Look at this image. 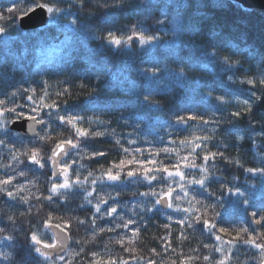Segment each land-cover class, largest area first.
<instances>
[{
	"label": "trees",
	"instance_id": "trees-1",
	"mask_svg": "<svg viewBox=\"0 0 264 264\" xmlns=\"http://www.w3.org/2000/svg\"><path fill=\"white\" fill-rule=\"evenodd\" d=\"M130 2L138 3L139 0H130ZM11 3L12 0H0V8L10 6ZM180 4L186 6L178 7ZM146 9L136 12L126 8L120 11L114 20L106 22L105 12L112 10H106L93 2L86 6L85 12L80 13L81 17H84L88 10L93 13L91 23L84 31H74L73 27L69 26V21L74 18L71 16L66 20L61 19L59 24L50 22L42 29L27 32L9 29L5 37L0 40V91L36 88L39 96L42 95V88L46 82L49 93L47 102H51L52 99H56L57 92L63 91L65 87L69 89L71 97H61V100L67 99L66 105L63 103L60 105L61 114L79 113L91 118V122L86 120L84 126L92 131H100L103 135L82 139L80 147L86 157H92L94 152L105 153L104 156L81 159L76 150L69 152L65 160L68 163L76 161L70 170V179H75L77 173L83 179L90 171L95 176H100L101 172L111 168L113 163L130 158L123 152L124 147H128L130 151L135 148L144 149L142 156L135 153L140 159L149 158V150L156 152L163 148H175L179 156L173 153L166 158L161 152L160 156L156 157L158 161L163 160L167 165L175 163L189 151L179 147V141L185 137L211 134L213 138L208 141V146L212 151L216 150V146L221 141L230 145L235 144V148L229 147L226 150V155L232 158L233 163L226 164L217 157L216 167L219 170L215 174L222 177L229 186L238 183L241 190L246 191L249 200L248 213H245L244 206L232 203L236 197L219 191L220 185L214 178L210 187L216 196L210 197L207 191L197 185L191 186L189 191L190 195H195L203 204H215L217 196H223V207L217 209L220 216L214 221L218 227L247 226L245 221L251 222L250 212L264 207V177L250 176L244 168L260 166L264 159V136L256 135L255 144L248 139L237 141L236 136L247 137L253 130L246 126V122L235 119L232 124L223 123L218 127L203 126L197 121H189L192 127L187 131H177L184 126L175 125L174 120L177 113L186 115L187 109L205 114L207 118L215 116L217 119L227 117L229 111L235 110L233 105L222 106L215 100L211 102L203 100V94L207 92L209 85L215 89L214 96L227 92L230 87L238 91L241 99L246 94L239 90L247 87L238 83L230 84L227 75L221 70L222 65L219 61L210 62L203 56V52L215 49L220 56L230 55L233 60H239L240 67L235 74L237 81L245 78L243 75L245 70L252 76L264 75V62L260 61V56L264 55V13L257 9H247L232 0H152V5L146 6ZM160 20L164 23H159ZM137 24L141 25L148 34L159 37V43L150 46L152 55L159 61L161 69L158 83L153 82L149 85L147 79L138 71L155 61L135 43L130 51L116 52L101 48L102 41L96 39L98 36L102 37L108 29L126 31ZM76 27L79 28L80 25ZM178 57L185 61L191 60L198 65L189 67L183 87L178 86L172 76L173 71L179 70ZM165 66L168 71H164ZM150 89H155L154 99L159 104L157 108H148L142 103V95ZM2 98L0 96V99ZM18 102L28 104L25 99H20ZM21 110L28 112L27 107ZM262 116H264V108L257 109L256 132H259L261 124H264ZM97 120L102 123H97ZM201 127L207 128L208 132L198 131ZM233 127L239 131L232 136H228L223 131ZM70 137L74 139L71 127L59 125V121H55L51 140L37 141V143L47 157L56 143ZM117 139H120V144L115 143ZM129 139H135L136 143L129 144ZM171 140H175L176 143L169 144ZM31 141L23 138L21 142L20 139H16L14 145L8 143L6 146H0V179L7 178L5 173L15 176L13 185L22 186L24 191L19 195L28 197L30 201L29 204H21L15 200L10 201L0 194V227L5 229L4 233H0V251L16 253L13 256L16 264H20L23 250L30 247L26 237L30 239L32 232H38L48 243L54 242L52 233L43 227V221L49 213L53 216V224L60 223L58 218L63 217L72 225L69 232L70 248L64 255V261L57 260L55 264H90L93 260L91 255L93 251L98 253L97 259L100 260V264H104L109 257L124 258L129 260L130 264H147L149 259L155 260L156 264H173V262L181 264V261L186 260L189 264H208L203 260L204 255L214 257L215 260L222 258L220 253L214 251V246H218L220 242L212 235L213 230L203 229L202 225L194 222L193 228H188L186 224L181 226L175 223V220L185 216L183 212L172 209L157 212L154 209L152 212L144 213L139 207L136 208L135 214L132 212V205L145 200L139 193L149 191L150 187H155L159 192L161 185L166 183L162 181L153 182L150 186L146 182H131L129 178L122 177L116 187H109L110 182L106 180L97 184V192L101 194L115 195L118 191L120 214L125 219L131 217L136 221L135 224L130 225V229L140 230L139 237H134L137 241L134 255L140 258L139 261L116 243L119 236H126L125 244L131 246L127 241V237L132 236L131 230L118 229L113 233H101L93 240L90 231H86L84 226H78L79 219L91 216V211L88 210L90 205L84 198L83 188L73 186L64 196H53V201L43 198L37 201V196L52 195L48 191L53 182L51 165H47L44 169H37L32 165L15 166L17 172L20 168H24L25 175L22 177L12 169L4 167L11 161L10 149L20 155L31 147ZM237 159L243 167L235 165L234 161ZM196 162L202 163V159L198 158ZM185 171L186 175L191 173L199 176L198 170ZM235 177H239V180H235ZM173 195L175 196L176 193ZM109 203L112 201L110 200ZM178 203L182 207H189L184 201ZM30 205L31 212L22 215ZM192 206L200 207L203 211L201 205H196L195 201ZM9 215L15 216V223L8 220ZM169 216L172 217L171 220ZM97 224H106V221L98 220ZM165 224L169 225L168 229L164 227ZM251 227L256 229L257 233L264 231L258 225ZM181 232L187 237L186 240L180 239ZM3 235L14 237V249L5 246L9 242L2 239ZM221 235L224 240L231 239L229 236ZM164 237H167V240L163 239ZM166 243L170 245L167 249L164 247ZM204 244L210 247L204 248ZM234 244L233 259L229 264H260L257 249L243 243L234 242ZM228 247L224 245L225 249ZM153 248L158 254H153L151 251ZM81 249L84 251L81 252ZM78 252L80 255H76ZM33 255L34 264H53V261H45L38 254L33 253ZM212 264H215V261Z\"/></svg>",
	"mask_w": 264,
	"mask_h": 264
},
{
	"label": "snow or ice",
	"instance_id": "snow-or-ice-1",
	"mask_svg": "<svg viewBox=\"0 0 264 264\" xmlns=\"http://www.w3.org/2000/svg\"><path fill=\"white\" fill-rule=\"evenodd\" d=\"M96 3L99 7L104 9H111L112 11H106L105 17L106 22H111L115 19L120 11L130 9L131 11L141 12L145 11L146 6L152 5V0H139L138 3L130 2V0H12L10 6L0 8V35L7 34L9 29L13 31H20L23 29V21L26 17L30 18L33 13H41L46 17V23L51 22L53 24H59L61 19H67L68 17H74L69 21V26L73 27L74 31H84L87 29L93 18V13L91 10L86 12L84 17L80 16L81 12H85L86 6L91 3ZM145 6V7H142ZM186 5L180 4L178 7H185ZM166 15V14H165ZM159 23H164L163 20L158 21ZM80 25L79 28L76 25ZM96 39L101 40V48L110 49L116 52L120 51H130L132 49L133 43H135L139 49L146 52L150 59L155 61V63L150 64L143 69H138L142 76H144L148 84L160 80L161 69L159 68V61L155 56L152 55V50L150 46L159 43V37L148 34L141 25H132L130 29L126 31L124 29H108L102 37L98 36ZM250 55L251 50L249 49ZM203 56L206 57L210 62L219 61L222 65V72L227 75L230 84L238 83L242 87L239 91L244 92L246 95L243 99L239 98V93L232 88H228L227 92L214 96L215 89L212 86H207L208 90L203 94V100L205 102H211L215 100L218 105L227 106L233 105L235 110L228 112L227 117H222L217 119L215 116L212 118H207L205 114L198 112H193L191 109H187V114L175 115L174 124L184 126L183 129H177V131H187L192 125L189 121H197L203 126L215 125L219 126L223 123L232 124L233 120L246 122V126L252 129V133L247 137L244 135L236 136L237 141H244L245 139L251 140L255 144L254 137L256 135L264 136V124H261L259 132L255 131L256 128V110L259 108H264V75L259 77L252 76L247 70L243 72L245 78L235 79L236 71L240 67L239 60H233L230 55L220 56L215 49L205 50ZM255 58V56H253ZM178 71H173L172 76L175 79L178 86L183 87L186 82V73L189 67H197L198 65L193 63L191 60L185 61L183 59L177 58ZM260 61L264 62V55L260 56ZM164 71H168L167 66H165ZM99 79V76H97ZM83 87V85H81ZM155 89H150L142 95V103L148 108H157L159 104L154 99ZM56 99H52L51 102H47L49 99V93L47 91V86L45 82L44 88H42V95L37 96L36 88H23L22 90L16 88L11 92L0 91V146H6L8 143H15L16 139H20L21 142L23 138L20 133L15 132L11 127L17 121L23 119L25 121H30L31 126L27 131L32 133L31 147L27 151L21 152L17 155L12 149L9 150L11 161L4 165L6 169H12L13 172H17L15 166L32 165L37 169H44L47 165L58 169L59 175L63 176L62 182L56 180L57 172H52V184L48 189L52 195L37 196V201L41 198L47 201H53V196L62 197L66 192L73 188V186H78L84 189V198L87 204L90 205L89 211H91V216L86 219H79L78 226H84L86 231L92 233L93 240L101 233H113L118 229L131 230L132 236L127 237L128 245L125 244L126 236H119L116 243L120 244L121 248L132 255L134 259L139 261V257L134 255L136 239L140 235V230L130 229V225L136 223L134 219L129 217L125 219L123 215L120 214V193L117 191L115 195L111 193L101 194L97 192V184L99 181H108L109 187H116L122 180V177H127L131 182H146L148 185L152 186L153 182H166L160 187V191H156L155 187H150L149 191L141 192L139 195L144 197L145 200L138 201L137 204L132 205V212L136 213V208L139 207L141 212L148 213L152 212L154 209L157 212L163 210L164 207L172 209L173 211L183 212L184 217L175 220L176 224L181 226L187 225L188 228H193L194 223L202 225L203 229L213 230L212 235L215 236L216 241H219L218 246H214V251L221 254V259L215 260L214 257L209 255H204L203 260L212 264H229L233 259L232 248L236 243H243L251 248L257 249L260 255V264H264V231L259 233L256 229L252 228L251 225H258L264 229V207L258 210H253L250 212L251 222L247 220L245 224L247 226L239 227H218L214 222L217 217L220 216V212L217 211L218 208L223 207V196H217V202L215 204H203V202L195 195H190V187L193 185L199 186L200 189H204L208 192V195L216 196V193L211 191L210 183L215 179V182L220 185L219 191L221 193H228L231 197H236L232 203L234 205L244 206L245 213H248L249 200L246 196V191L241 190V186L238 183H233L230 186L225 182V180L216 176V171L219 169L216 167V159L219 157L226 164L233 163L232 158L226 155V150L229 147L235 148V144H228L221 141L216 150L212 151L208 146V141L213 137L211 134L205 135H195L192 138L185 137L179 141V147L182 149L189 150L186 155L180 157L175 163L164 164L163 160L158 161L156 157H159L161 152H163L167 157H170L173 153L179 156V152L175 148H163L160 151L152 152L149 150V158L140 159L137 158L135 153H139L141 156L144 153V149L135 148L130 151L128 147H124L122 150L125 154H128L130 158L120 159L118 163H113L111 168L101 172L100 176H95L93 172H88L87 175L81 179L79 173L76 174L75 179H70V170H72L73 164L76 163L73 160L68 163L64 160V157L69 156V149L76 150L77 155L81 159L94 158L95 156H104V152H94L92 157H86L82 148L80 147V141L82 139L92 137L102 136L103 133L100 131H92L89 127H85L86 120L90 123L91 118H86L79 113H73L71 115L61 114V103L67 104V99L61 100V97H71L69 89L65 87L63 91H59L56 94ZM231 97V98H229ZM25 99L28 104L19 103L18 100ZM27 107L28 112L25 113L21 109ZM47 110V111H45ZM215 111V109H213ZM43 113V115H41ZM264 120V116L261 117ZM59 121V125L70 126L73 130L74 139L68 138L61 140L56 143L54 147L51 148V152L47 157L42 153L41 147L37 141L44 142L51 140L54 133V123ZM97 123H102L97 120ZM43 126L39 130L36 126ZM115 129H113V132ZM201 133L208 132V129L201 127L198 129ZM228 136L234 135L239 129L236 127L227 128L223 130ZM11 138V139H9ZM116 144H120V139L115 141ZM129 144H135V139H129ZM175 140L169 141V144H175ZM199 150V151H198ZM24 157V159H21ZM202 159V163H197V159ZM211 162V165H210ZM235 165L237 167H243L239 159L235 160ZM83 167V165H80ZM33 170V169H29ZM185 170H198L199 176L194 174H187ZM244 171L249 173L250 176H260L264 177V159L260 166L246 167ZM19 176H24V168H20L17 172ZM7 178L0 179V194L6 196L8 200H15L21 204H29V198L23 195H19L24 191L22 186L13 185V180L15 176L8 175L5 173ZM91 181L89 182V178ZM138 178V180H137ZM235 180H239V177H235ZM176 185L175 187L173 185ZM87 186V187H86ZM179 189V191H177ZM176 193L174 196L173 194ZM182 193V194H181ZM152 197L154 199H148ZM112 203H109V201ZM176 201L177 203H174ZM179 201H184L189 205V207H182ZM193 201L196 205H201L203 211L200 207H193ZM107 206V207H104ZM160 206V207H157ZM83 207V205L81 206ZM39 210V209H38ZM31 212V205L26 213ZM199 213V214H196ZM210 217V218H209ZM170 220L171 216L168 217ZM15 216L9 215L8 220L15 223ZM61 222L53 224V216L49 213L43 221V227L46 230H51L53 228L59 229V232L52 233V240L54 242L48 243L41 237L38 232H32L30 239L26 237V240L30 244V247L23 250V255L20 256V264H34L35 256L33 253L38 254L43 257L45 261H61L63 262L65 257L61 254L64 250L65 241L70 239L69 232L72 227L70 221L65 220L63 217L58 218ZM98 220L106 221V224L98 225ZM194 222V223H193ZM166 229L169 228L168 224H165ZM5 229L0 227V233H4ZM229 236L231 239L224 240L222 235ZM2 239L8 241L9 243L5 245L9 249L15 248L14 237L12 235H3ZM163 239L167 240V237ZM180 239L186 240L187 237L183 232L180 233ZM79 243V241H77ZM224 245H228L227 249ZM170 245L164 244L165 249ZM204 248H209L208 244L203 245ZM45 250H54L56 252L55 260L53 256ZM174 250V249H173ZM84 250L81 249V252ZM153 254H158L155 248L151 249ZM16 255L14 252H4L0 251V264H16L13 256ZM80 255V253H76ZM93 260L90 264H100V260L97 259L98 253L93 251L91 253ZM104 264H130L129 260L124 258H111L109 257ZM147 264H156L155 260L149 259ZM175 264V262H173ZM181 264H189V261H181Z\"/></svg>",
	"mask_w": 264,
	"mask_h": 264
},
{
	"label": "water",
	"instance_id": "water-1",
	"mask_svg": "<svg viewBox=\"0 0 264 264\" xmlns=\"http://www.w3.org/2000/svg\"><path fill=\"white\" fill-rule=\"evenodd\" d=\"M232 1L241 4L243 7L247 8V9H257V10H260L261 12L264 13V0H232ZM49 23L50 22L46 23L45 15H43L39 12L33 13L30 18L26 17L25 20L23 21V29L22 30L27 32V31L42 29V28L47 27L49 25ZM4 37H5V35H0V40H2ZM30 126H31L30 121H25V120L21 119V120L17 121L15 124H13L11 127L13 128V130L15 132L20 133V136L22 138L32 140V138H33L32 133L27 131V129ZM36 127L39 130L43 126L38 125ZM71 151H72V149H69V152H71ZM65 158L66 157H64V160H65ZM52 171L57 172L56 179H59L61 177V175H59V173H58V169L52 167ZM167 210H169V209L166 207L163 208V211H167ZM49 231L51 233L59 232V229L53 228ZM70 245H71V238L67 239L65 241L64 250L61 253L63 256L68 252ZM45 251L49 252L53 256V258L55 259L56 252L54 250H45Z\"/></svg>",
	"mask_w": 264,
	"mask_h": 264
},
{
	"label": "rangeland",
	"instance_id": "rangeland-1",
	"mask_svg": "<svg viewBox=\"0 0 264 264\" xmlns=\"http://www.w3.org/2000/svg\"><path fill=\"white\" fill-rule=\"evenodd\" d=\"M63 179H64V177L63 176H61L59 179H57V180H59V181H63Z\"/></svg>",
	"mask_w": 264,
	"mask_h": 264
}]
</instances>
